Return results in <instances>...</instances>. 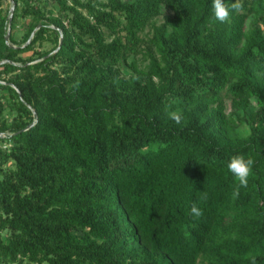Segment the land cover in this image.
Returning <instances> with one entry per match:
<instances>
[{
  "label": "trees",
  "instance_id": "trees-1",
  "mask_svg": "<svg viewBox=\"0 0 264 264\" xmlns=\"http://www.w3.org/2000/svg\"><path fill=\"white\" fill-rule=\"evenodd\" d=\"M11 2L0 264H264V0Z\"/></svg>",
  "mask_w": 264,
  "mask_h": 264
},
{
  "label": "clouds",
  "instance_id": "clouds-1",
  "mask_svg": "<svg viewBox=\"0 0 264 264\" xmlns=\"http://www.w3.org/2000/svg\"><path fill=\"white\" fill-rule=\"evenodd\" d=\"M242 5L237 3L232 5V9L239 11ZM213 8L215 19L221 23L228 21L230 16V10L228 5L224 0H213ZM169 117L177 124L181 123L182 114L179 111L169 112ZM254 165V160L251 158H246L244 155H236L230 159L227 167L229 171L234 175L237 180V185L233 191V196L237 197L239 195V190L241 187L246 188L248 186L249 177L252 173V167ZM206 198V194H204ZM191 213L195 217H200L203 215V212L200 208L197 207L196 203H193L191 207ZM251 264H256V259L254 256L250 257Z\"/></svg>",
  "mask_w": 264,
  "mask_h": 264
},
{
  "label": "rangeland",
  "instance_id": "rangeland-1",
  "mask_svg": "<svg viewBox=\"0 0 264 264\" xmlns=\"http://www.w3.org/2000/svg\"><path fill=\"white\" fill-rule=\"evenodd\" d=\"M11 7H12V5L10 6V5H5V9L7 8V9H11ZM161 19H159V22H161L160 21ZM27 22H25V21H23V20H20V21H18V23H17V27H15V29H14V31L18 34V36H21L26 30H27ZM52 45H51V42L50 43H48V45L46 46V49H49L50 47H51Z\"/></svg>",
  "mask_w": 264,
  "mask_h": 264
},
{
  "label": "water",
  "instance_id": "water-1",
  "mask_svg": "<svg viewBox=\"0 0 264 264\" xmlns=\"http://www.w3.org/2000/svg\"><path fill=\"white\" fill-rule=\"evenodd\" d=\"M9 1L11 2V0H9ZM13 10H14V7L12 6L11 9H10L9 24H10V21H11V17H12ZM8 37H9V32H7L6 41L8 40ZM60 43H61V38H60Z\"/></svg>",
  "mask_w": 264,
  "mask_h": 264
}]
</instances>
